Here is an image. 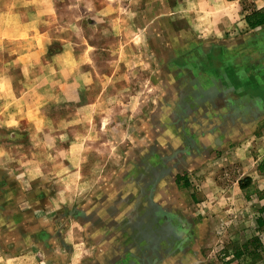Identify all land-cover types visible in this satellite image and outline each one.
<instances>
[{
	"label": "rangeland",
	"instance_id": "374dc122",
	"mask_svg": "<svg viewBox=\"0 0 264 264\" xmlns=\"http://www.w3.org/2000/svg\"><path fill=\"white\" fill-rule=\"evenodd\" d=\"M224 1L0 0V264H262L227 258L255 236L264 253V227L251 228L264 204L237 188L255 137L242 162L200 168L225 190L190 208L139 115L168 93L153 74L187 46L201 57L248 28L255 2ZM169 203L193 222L175 227ZM186 219L202 224L192 237Z\"/></svg>",
	"mask_w": 264,
	"mask_h": 264
},
{
	"label": "crops",
	"instance_id": "0c3cea01",
	"mask_svg": "<svg viewBox=\"0 0 264 264\" xmlns=\"http://www.w3.org/2000/svg\"><path fill=\"white\" fill-rule=\"evenodd\" d=\"M253 1L255 6L251 11H264V0ZM224 3H234L241 8L242 0H225ZM209 5L207 1L202 2V9L218 12L217 8ZM248 14L244 16L248 28L243 32H235L232 41L201 45V49L207 48L206 54L203 52L201 57L197 55L196 59L171 61L168 71L162 73L157 70L158 74L154 73V79L151 80L154 85L164 83L168 93L153 99V105L146 104L139 114L148 116L141 124L149 126L155 134L151 144L148 143L151 139L148 136L140 143L149 144L157 160L156 166L162 168V165L167 164L169 170H175L177 194L181 197L186 190L190 192V199H186L190 208L192 205L202 206L209 201V197L210 200L215 197L219 190H225L220 183L221 172L200 171V168L227 159L234 162L239 158L242 162L243 142L252 136L256 140L255 147L253 144L254 148L250 151L253 168L244 177H238L237 188L243 191L246 199L264 204V139H258V135L264 133V24L252 27L247 20ZM226 16L231 15L224 13ZM189 47L184 51H189ZM188 51L187 55L191 53V50ZM147 106L151 107L147 109ZM164 152H169L170 158L168 160L169 156H166L162 162ZM231 153L233 156H229ZM243 154L246 155L245 150ZM161 172L162 169L157 176L161 177ZM245 177H249L250 183L242 188L239 181ZM198 191L204 199L197 195ZM181 202L180 198L178 204ZM168 207L173 212L175 219L171 221L175 227L186 222L188 215L182 207L170 203ZM259 216L256 215L251 227L255 235L262 229L258 222ZM189 218L193 222L192 217ZM188 220L185 233L192 237V229L202 224H192ZM235 243L241 244L242 241L234 239ZM231 255L227 258L236 259L234 252ZM40 260L38 264L42 263ZM249 262L252 259L249 258Z\"/></svg>",
	"mask_w": 264,
	"mask_h": 264
},
{
	"label": "trees",
	"instance_id": "16d2710c",
	"mask_svg": "<svg viewBox=\"0 0 264 264\" xmlns=\"http://www.w3.org/2000/svg\"><path fill=\"white\" fill-rule=\"evenodd\" d=\"M247 20L249 24L252 27H255L257 25L264 24V11H251V14L249 13L247 15ZM240 185L242 188H245L249 185L250 179L249 177H245L241 179ZM262 211H264V206L262 207ZM259 225L263 228L264 227V216L258 217ZM261 246L262 243L258 237H252L249 239H246L241 244L235 243L231 247V250H233L234 255L236 258L242 257V256H249L250 259L254 261H258L262 259V253H261ZM228 250H230V247H227Z\"/></svg>",
	"mask_w": 264,
	"mask_h": 264
},
{
	"label": "flooded vegetation",
	"instance_id": "af4514ba",
	"mask_svg": "<svg viewBox=\"0 0 264 264\" xmlns=\"http://www.w3.org/2000/svg\"><path fill=\"white\" fill-rule=\"evenodd\" d=\"M194 51V50H193ZM195 52V51H194ZM191 51V53L189 55L187 54H184L181 56V60L183 61L184 59H196L197 58V55L196 53H194ZM193 57V58H192Z\"/></svg>",
	"mask_w": 264,
	"mask_h": 264
}]
</instances>
